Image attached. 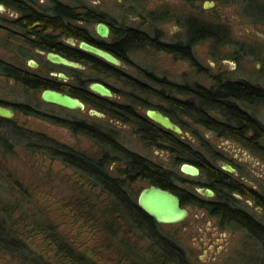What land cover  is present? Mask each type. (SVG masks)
Segmentation results:
<instances>
[{"label":"trees","instance_id":"trees-1","mask_svg":"<svg viewBox=\"0 0 264 264\" xmlns=\"http://www.w3.org/2000/svg\"><path fill=\"white\" fill-rule=\"evenodd\" d=\"M5 1L24 10L25 16L21 23L37 37L31 44L61 53L90 66L100 74L89 79L80 78L76 74L72 85L58 84L31 77L22 65L9 66L1 59L0 73L14 76L34 89L55 88L66 91L102 111L109 119L131 124L144 141L170 150L176 163L191 162L199 167L204 166L208 181L202 186L212 188L218 198L226 200L208 203L201 199L199 193L180 189L175 183L176 173L173 170L125 146L119 141L116 128H100L93 121L88 124L86 119L71 121L68 117L45 114L31 106H21L19 109L26 114L43 117L68 127L75 134L87 136L94 141L96 149L93 153L75 149L46 132L19 126L13 120L0 116V166L4 168L0 171V193H6L0 196V251L22 264H199L191 261L184 247L172 236L163 233L161 224L139 205L140 192L135 189V183L146 181L149 185L156 184L177 193L183 204L192 202L200 207L204 206L211 215L219 217L222 225L245 228L262 247L264 264V222L239 206L231 192L249 195L263 207L264 196L231 179L230 172L224 173L222 167L209 165L189 143L178 138L176 133L157 127L146 112L140 110L160 109L181 127V114L193 116L205 127L219 135L240 141L264 158V125L242 104L263 103L264 87L248 79H231L223 74L213 76L214 81L209 86L201 82L179 84L155 71L134 65L133 60L135 53L153 49L187 59L199 66L194 50L196 44L209 41L213 54H220L222 48L235 43L231 25L222 18L211 17L210 10L197 6L201 17L187 16L182 24L186 39L169 41L164 39L161 30L151 32L119 23L91 8L78 12L74 6L60 0L53 1L51 13L36 10L23 0ZM184 1L195 6L197 0ZM218 1L224 6L233 3L239 5V13L244 19L255 25H264V0ZM134 9L133 12L137 13V6ZM147 15L156 24L177 18L170 16L167 10H152ZM82 21L84 24H79ZM94 21L111 24V33L107 39L99 40L91 31L89 24ZM48 29L97 44L119 57L122 63L135 67L137 72L130 73L121 66L110 64L79 49L78 46L57 41L51 35L44 34ZM92 81L104 82L114 92L121 91L124 99L119 101L92 92L88 87V83ZM118 81L128 92L118 89L121 87L118 86ZM179 94L190 95V98L179 97ZM152 97L166 101L171 107L160 106ZM42 101L45 102L43 99ZM0 104L11 106L3 101ZM16 145L22 146L31 154L60 160L75 169L81 178L92 183L93 186L86 190L85 200L81 201L84 202L82 207H86L84 218L97 222L95 231L93 230V239L96 241L92 247L75 246L70 241L71 238L54 226L51 212L45 207H34V210L27 207L31 202L24 204L14 200L15 197L24 200L28 196L25 189L16 191L10 188L8 182L11 176L7 174V162L3 159L13 153ZM114 163L118 165L117 170L111 169ZM95 187L100 189L99 193H96ZM31 217L35 219L32 221L37 227L43 228L44 240H50L47 249H34L30 243L31 238L21 228L22 220ZM120 227H128L129 230L124 232ZM128 233L132 235L129 236ZM141 240L147 243L146 248L139 246Z\"/></svg>","mask_w":264,"mask_h":264},{"label":"rangeland","instance_id":"rangeland-1","mask_svg":"<svg viewBox=\"0 0 264 264\" xmlns=\"http://www.w3.org/2000/svg\"><path fill=\"white\" fill-rule=\"evenodd\" d=\"M26 1L41 11L52 12L54 0ZM60 1L74 6L78 12L91 8L119 23L133 25L151 32L155 29L161 30L164 39L169 41L186 39L185 27L182 24L187 16L201 17V11L197 6L210 10L211 17L222 18L231 25L234 44L222 48L220 54H213L209 41L199 42L194 48L199 66L193 65L187 59L153 49L135 53L133 56L134 65L155 71L158 75L165 76L179 84L190 85L201 82L209 86L214 81L213 76L223 74L231 79H248L264 87V25H255L244 19L239 13L240 7L237 4L224 6L218 0H197L195 6L187 4L184 0ZM135 6H137V13L133 12ZM11 10L10 6L4 5L0 11V59L17 62L32 72L57 79L59 84L72 85L76 74L83 79L99 76L100 73L88 65L83 64V68L78 69L53 63L48 60L47 51L31 44L26 38L13 36V30L20 29L7 19L10 17ZM152 10H167L170 16L177 17L179 21L176 18L166 23H152V19L147 15V12ZM98 22L94 21L89 24V28L94 34H96L95 28ZM79 24L84 23L82 21ZM46 33H52L58 40L66 41L68 39V36L52 29L46 30ZM32 58L40 63L39 66L33 67L29 64V60ZM121 67L130 73L137 72L132 65L122 63ZM51 72L55 74L64 72L70 78L64 80L53 76ZM117 84L121 86L118 87L119 90L122 88L124 93L128 92V89L122 87V83L118 81ZM43 90L44 88L27 87L0 73V101L11 103L24 100L31 103L32 108L45 114L59 117L72 116L93 121L96 124L101 123L105 125L106 129L116 128L118 139L125 146L165 166V168L173 170L176 173L175 183L182 190L199 193L197 188L208 181L204 166H200L201 171L198 175L183 173L181 171L182 163L175 162L174 154L170 150L158 148L144 141L131 124L109 119L106 115L92 116L89 114V109L97 108L88 103H86L85 110H74L43 102L41 97ZM179 97L190 98V95L179 94ZM112 98L119 101L124 99L121 91H116ZM153 99L158 101L160 106L171 107L166 101L159 100L157 97ZM13 107L15 115L8 119L13 120L19 126L37 132H46L81 151L90 153L95 151L96 144L87 136L75 134L68 127L43 117L26 114L19 109V106ZM243 107L253 113L264 125V102L259 104L243 103ZM140 110L146 112V108ZM180 121L183 133L175 134L178 138L189 143L209 165L221 168L224 161L233 164L237 168V172L230 173V178L237 180L245 188L253 189L264 196L263 157L240 141L219 135L216 131L205 127L193 116L181 114ZM3 160L7 162V174L11 176L8 181L10 188H14L16 191L25 189L28 193L26 198L23 197L24 200L18 199V197H15L14 200L22 201L24 204L31 202L32 204L27 207L32 209L45 207L51 212L54 226L71 238L70 241L75 246L84 248L94 245L96 241L95 238L93 239L95 236L94 226L97 222L87 221L84 218L86 207H82L84 202H81L85 200L86 190L93 186L92 183L81 178L75 169L66 166L60 160H51L42 157L41 154H31L20 145H16L13 153ZM117 166L114 163L111 169L117 170ZM3 169L0 166V171ZM224 172L228 171L224 170ZM148 185L149 183L146 181H138L135 183V189L140 192ZM95 189L96 193L100 192L99 188L95 187ZM3 193H0V196L6 194ZM231 193L239 206L264 222V207L257 203L256 199L237 192ZM199 195L205 198L217 197L216 194L208 196L199 193ZM184 206L188 209L189 214L183 221L174 224H161L160 228L163 233L172 236L184 247L191 261L199 264H263V249L245 228L238 225H222L219 217L211 215L206 209L195 203L187 202ZM32 220L35 219L31 217L25 221L22 220L21 228L31 238L30 243L34 249L38 251L47 249L50 240H44L43 228L37 227V224H34ZM121 228L124 232L129 230L128 227ZM128 235L132 234L128 233ZM139 246L146 248L147 243L145 240H141ZM0 264L22 263L0 251Z\"/></svg>","mask_w":264,"mask_h":264},{"label":"water","instance_id":"water-1","mask_svg":"<svg viewBox=\"0 0 264 264\" xmlns=\"http://www.w3.org/2000/svg\"><path fill=\"white\" fill-rule=\"evenodd\" d=\"M208 6V5H206ZM4 8V4L0 2V9ZM96 31L102 37H108L111 29L110 26L105 22H98L96 25ZM70 42L77 45L79 49L93 54L106 62L115 66H121L122 61L115 54L109 50L98 46L97 44L88 42L86 40L70 39ZM47 57L50 61L57 64L73 68H83V65L70 59L61 53L49 51ZM29 63L33 67L38 66V62L35 59H30ZM63 79H68L69 76L64 72L58 74ZM90 90L102 97L112 98L115 95L114 90L106 83L101 81H92L89 85ZM42 99L45 102L56 104L69 109H85L86 104L80 98L59 89L45 88L41 94ZM92 115H103L102 112L96 109H90ZM15 115L14 109L9 106L0 104V116L4 118H12ZM147 117L153 122L157 123L166 130L172 131L176 134L183 133V128L176 123L169 115L165 114L160 109L148 108L146 109ZM222 168L236 173L237 168L229 163L222 162ZM181 171L188 175H198L200 173V167L191 162H183L181 164ZM197 191L201 194L213 196L215 191L210 187L200 186ZM138 203L143 210L149 215L155 218L160 224H174L183 221L189 214L188 209L182 203L181 197L170 189L163 188L156 184H150L144 187L138 196Z\"/></svg>","mask_w":264,"mask_h":264},{"label":"flooded vegetation","instance_id":"flooded-vegetation-1","mask_svg":"<svg viewBox=\"0 0 264 264\" xmlns=\"http://www.w3.org/2000/svg\"><path fill=\"white\" fill-rule=\"evenodd\" d=\"M24 2H26V3H28L26 0H23ZM0 2L2 3L3 2V4L5 5V6H10L11 8H12V10L10 11V17H8L7 19L14 25V26H16V27H18L20 30H13V32H12V35L13 36H16V37H19V38H26L27 40H29L30 42L33 40V41H35L36 40V35L35 34H32L31 32H29V31H27L24 27H23V25H22V23H21V20H22V18L25 16V12H24V10L23 9H21L20 7H17V6H15V5H11V4H9L8 2H6L5 0H0ZM28 6H32L33 8H35L36 10L38 9V8H36L34 5H32V4H29L28 3ZM5 9H6V7H5ZM0 11H1V9H0ZM101 22H105V21H101ZM105 23H107L109 26H110V29H111V24H109L108 22H105ZM56 31V30H55ZM95 35H96V37L99 39V40H104V39H107L109 36H110V34H109V36L108 37H102L101 35H99L98 34V32L96 31V28H95ZM111 33V32H110ZM44 34H46V35H51L52 37H54L55 39H57V41H62V40H58V38L57 37H55L52 33H46V31H45V33ZM30 36H34L33 38H31ZM71 38H74V37H68V39L66 40V41H62V42H65V43H67V44H69V45H73V46H77V45H75V44H73V43H71L70 42V39ZM75 39V38H74ZM76 40H78V39H76ZM41 48V47H40ZM42 49V48H41ZM42 50H44V49H42ZM44 51H47V53L49 52V51H51V50H44ZM55 52V51H54ZM48 58V57H47ZM2 60V59H1ZM49 60V59H48ZM6 64H8L9 66H16V67H19V63H17V62H14V61H12V60H3ZM50 61V60H49ZM52 62V61H51ZM30 64V63H29ZM39 64L40 63H38V66H39ZM83 65V64H82ZM25 72H27V73H29V76H31V77H39V78H43V79H46V80H49V81H51V82H53V83H57L58 81H57V79H51V77H47V76H43V75H41V74H37V73H35V72H32V71H30V70H28V69H26L25 68ZM51 74L53 75V76H57V77H59V78H61L58 74H55V73H53V72H51ZM5 76H7L8 78H10V79H13L15 82H20L16 77H14V76H9V75H5ZM69 76V75H68ZM69 78H70V76H69ZM68 78V79H69ZM61 79H63V78H61ZM68 79H64V80H68ZM22 83V82H21ZM23 84V83H22ZM59 84V83H58ZM90 88V87H89ZM45 89V88H44ZM11 106H9V107H13V106H19V107H21V106H31L32 107V104L31 103H29L28 101H24V100H22V101H14V102H11V103H9ZM86 104V103H85ZM12 109H14V107L12 108ZM86 109V108H85ZM85 109H74V110H85ZM91 109H93V108H91ZM96 110H98V109H96ZM14 111H15V109H14ZM99 111V110H98ZM100 112H102V111H100ZM103 113V112H102ZM89 114L90 115H92L91 113H90V109H89ZM92 116H99V117H101V116H105V114L103 113V115H92ZM4 118V117H3ZM68 118L71 120V121H76L77 119L78 120H80L79 118H76V117H72V116H68ZM89 121H87V123H88ZM153 122V121H152ZM154 124H156L157 125V127H159V128H163V127H161L160 125H158L157 123H155V122H153ZM88 124H90V123H88ZM98 126L100 127V128H103V127H105V125H102L101 123H99L98 124ZM164 129V128H163ZM166 130V129H165ZM165 145H167V143H165ZM157 164H159V163H157ZM159 165H161V164H159ZM163 166V165H162ZM222 166V165H221ZM163 167H165V166H163ZM225 170V169H224ZM201 171V170H200ZM227 171V170H226ZM224 173H227V172H224ZM230 173H232V172H230ZM203 187H206V186H203ZM201 194V193H200ZM206 195V194H205ZM215 195V194H214ZM213 195V196H214ZM201 199L203 200V201H205V202H208V203H213V202H224L226 199L225 198H218V197H215V198H205V197H202L201 196ZM202 208H204V209H206L207 211H208V209L207 208H205L204 206L202 207Z\"/></svg>","mask_w":264,"mask_h":264},{"label":"bare ground","instance_id":"bare-ground-1","mask_svg":"<svg viewBox=\"0 0 264 264\" xmlns=\"http://www.w3.org/2000/svg\"><path fill=\"white\" fill-rule=\"evenodd\" d=\"M238 51V50H237ZM252 52V51H251ZM253 54V53H252ZM237 55V54H236ZM242 80V79H241ZM199 84V83H198ZM243 104V103H242ZM173 166V165H172Z\"/></svg>","mask_w":264,"mask_h":264}]
</instances>
